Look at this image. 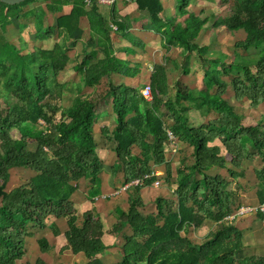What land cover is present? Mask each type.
<instances>
[{
    "label": "trees",
    "instance_id": "trees-1",
    "mask_svg": "<svg viewBox=\"0 0 264 264\" xmlns=\"http://www.w3.org/2000/svg\"><path fill=\"white\" fill-rule=\"evenodd\" d=\"M36 1L0 3V100L5 105L0 108V264H20L27 257L29 240L36 238L40 255L23 264H64L79 254L83 264H264L263 230L253 224L260 231L247 237L242 215L237 214L242 206L259 205L255 214L264 220L260 208L264 206V124H244L225 97L232 87L237 102L246 99L253 108L264 103V0H235L232 14L214 23V28L245 35L234 41L230 61L226 53L200 46L208 20L189 10V0H181L178 14L168 18L163 17L162 0H132L149 20L144 29L159 35L167 51L177 48L180 56L187 57L196 51L204 72L203 89L177 80L171 96L167 66L156 63L150 74L152 101L144 98L143 85L114 80L116 74L135 78L141 73L139 65L117 56L114 43V37L124 38L145 50V43L132 32L133 18L122 16L115 5L108 19L99 0L90 4L65 0L72 6L69 14H62L63 0H46V7L27 10ZM84 18L90 39L82 49L83 58L73 65L80 81L69 85L60 78L73 60L71 51L85 37ZM33 21L37 42L60 39L52 49L37 44L28 51L22 34ZM10 27H19L15 42L6 35ZM85 87L94 88L93 93L84 95ZM67 88H76L79 95L63 108L56 100ZM191 110L204 118L202 124L190 122ZM108 120L113 124L100 129L105 142L100 137L98 142L96 126ZM13 130L19 132V139L13 137ZM167 130L176 137V155L181 144L192 149L190 165L182 159L181 166L173 168L168 157L175 154ZM107 143L116 161L111 168L123 173L126 186L145 180L123 189L126 205L114 198L119 220L111 232L123 239L122 245L105 243V213L98 209L105 205L100 198L107 193L100 156ZM257 160L255 179L250 178L244 163ZM162 167L164 179L161 175L145 179ZM22 169L30 177L13 184L11 172ZM157 178L161 184H171L175 198L158 196L156 213L145 215L143 190ZM249 178L256 181L251 187L253 204L243 203L240 180L246 183ZM206 226L211 233L196 242L190 236L192 229ZM61 235L66 244L57 253L54 239ZM107 251L121 257L110 261Z\"/></svg>",
    "mask_w": 264,
    "mask_h": 264
},
{
    "label": "rangeland",
    "instance_id": "rangeland-1",
    "mask_svg": "<svg viewBox=\"0 0 264 264\" xmlns=\"http://www.w3.org/2000/svg\"><path fill=\"white\" fill-rule=\"evenodd\" d=\"M167 1H171V4L175 5L174 6L175 13L172 16H176L178 14V5L181 2V0H167ZM117 2L118 3L124 2L123 4H126V3L130 4V2L127 0H124V1L118 0ZM189 2H190V6H189L190 11L201 16V18L206 17L208 20L207 23L205 24L206 29L204 30V33L201 34L198 40V43L200 44V46L207 45L209 51L210 50L222 51L224 53H226L225 51H227L226 54H227L228 59L226 60L230 61L231 59H233L235 55V49H234L233 43L237 39H243L245 35L242 33L241 34L232 33L229 30L225 29V27L224 28L222 27L214 28L213 25L217 20L225 18L229 16L230 14H232V8L235 3V0H189ZM45 4H46V0H38L30 4L27 10L38 8V6H44ZM101 6H105L104 7L106 8V10H104L105 16L108 19H111V8H113V6H107V5H101ZM168 17L169 16H166L165 18H168ZM15 23L18 24V21H15ZM146 24L144 23L143 20H141L140 23L136 26V31L140 34H142L143 31L144 32L148 31L146 29L143 30ZM86 26L87 25L83 26V28L85 29V37L83 41H81L78 44V46L74 50H72L70 53L73 59L71 64H77L83 58L82 49L84 45L86 46L88 40L90 39L89 30H88V27ZM18 28L19 27H14L13 29L10 27V29L8 30V34L6 33V35L10 37V39H13V41L19 32ZM31 33H33V35H30ZM35 34H36V27L33 21L31 22V28L24 32V37H28L29 39L28 42L26 43L28 46V51H31L32 49L37 48V44H39L38 46L46 45L42 42H37L35 40L36 39ZM114 34H116V32H114ZM154 34L155 32H153V36L155 37ZM56 39L58 40V38ZM158 39H160V37H156V40L149 44L150 47H152V49L149 46L147 48L145 47V50H144L145 55H143L144 56L143 62H146V65L143 67L144 72L140 75V83H142L143 86L150 84L151 83L150 74L154 68V65L156 63H164L168 69V75L170 77V82H172L171 90H170L171 96L175 94V88L173 84L177 80L183 81L184 83H187L193 88L203 89L204 88L203 79L200 80L199 75H203L204 72L201 70L200 58L197 56L198 54L196 53V51L193 54H189L190 56L188 57L180 56L179 50L177 48H171V50L167 51L165 48L161 46V44H159V42H157ZM185 68L189 69L187 73L185 72ZM70 69H73V65L70 66V68H68L66 77H64V74L62 73L63 75H61V78H60L61 82H65V81L69 82V85H71L74 82L80 81V75L74 69H73L74 72ZM72 89L67 88L64 95L62 97H58V100H56L58 105H60L63 108H67L72 105L74 98L77 95H79L76 91V88H72ZM93 91H94V88L85 87L83 90V94L86 96H89L93 93ZM233 94H234V91L232 87H230L225 97L231 104L235 106L237 113L242 115V117L244 118V121H243L244 124L246 125L247 124H253V125L264 124V103H262L256 108H253L251 107L250 102L246 99L243 101L237 102ZM4 106L5 105L3 104V101L0 100V108L3 109ZM189 116H190V122L193 125L198 126L202 124V122H204L203 120L204 118H202L200 114L196 112L195 110H191L189 112ZM59 119H61V116H59ZM165 121L168 125L170 124L168 119L167 120L165 119ZM110 122H111L110 120H108L107 123L99 122L98 123L99 126H96V137H97L98 142H99V137L102 140V142H105V138L100 136V129L101 127H104V126H111V124L113 123H110ZM11 133H13V137L15 139L20 138V134L17 130L15 131L13 130L11 131ZM217 144H220V143L217 142ZM31 146L34 147L36 145H34V143L32 142ZM221 148L223 151L222 152L223 155H225L228 158V160H230L231 158L227 155L226 150L224 149L222 145H221ZM102 150L107 151L104 157L102 158L105 164V170L102 175L103 176L102 178H103L104 186L107 188V193L105 194V196H102L100 198L102 202L105 201L104 202L105 205L103 204L100 205V208L102 209L105 208L103 213L107 215L106 216L105 214H103V223H104V228H105L104 241L108 245L113 244L115 242H117L119 245H122L124 242L123 239L118 238L116 234H113L114 231L111 232V230H113L114 225L118 219V214L117 213L115 214V207L117 208L118 206L117 204L113 203V201H116V199L114 198H116V196L119 195L120 192H122L121 196L118 199V201H120L119 204L122 203L126 205L128 201L127 195L125 194L123 190L124 188H126V185L124 182V175L123 173H120V174L114 173L113 168H111L116 163V161H115V155L111 153L110 151V143H107L106 147H104ZM100 156H101V153H100ZM182 159H185V165H190L193 162L192 149L189 148L187 145H183V144H181V150L180 152H178L177 155L175 154V155L168 157V160L173 163L174 169H177L181 166ZM259 165H260L259 160H257L254 163L245 162L244 170H246V172L250 174V178H254L253 172L257 167H259ZM156 169L157 171L161 173L160 174L161 179H164L162 177L163 176L162 171L164 170V167H162V170H160L159 168H156ZM11 173H13V177H11V180L14 181L13 184H21L23 181L27 180L30 177L28 174V170H25V169H22L19 171L16 170ZM250 178H249V181H247L246 183L244 180L242 181L240 180V183L242 182V184L244 185V190L242 192V195L244 197L243 203L245 204H253L256 201V198L254 197V194H252V189H251V187L252 188L254 187L253 184H255L256 181L255 180L252 181ZM169 185L171 184L165 183L163 181L162 185L161 184L159 186L150 185V187L147 186L144 188L143 198L145 201V206L141 208V211L145 215L156 213L155 199L158 196L162 195L168 198H175L173 196V188H171ZM87 187H88V183L85 180L82 181L81 189L83 193L86 192ZM234 188H237L236 185H234ZM251 194L252 196H250ZM107 199H114V200L107 201ZM243 207L244 209H246V206H243ZM256 207H259V205H256ZM248 213L249 212H245V214H248ZM255 213H257V211L251 212L248 215H244V216L242 215L240 218V221L242 223L241 226L245 228V230H247V237L249 238L253 237L256 231H260L259 228L254 229V227L252 226L253 224H256V225L259 224L261 229L264 232V220H262V217L259 218L257 214ZM256 218H258V220H256ZM60 224L62 225V223ZM210 231L211 229L207 226L204 228L202 227V228L195 229V230L192 229L190 236L196 242L200 243L204 241L205 238L211 233ZM35 233H36V236H38L40 234V231L36 230ZM36 239L29 240V247L26 253L27 257H25V259L22 260L20 264H23L25 262H34L36 258L40 255L39 246L36 243ZM54 241L56 242V246H57L56 252L58 253L60 248L66 244V240L63 236H60V237L55 238ZM115 251L118 252V250L116 249ZM64 254H67V252H64ZM106 255L109 257L110 261H115L116 258L119 259V257H121V255H119L118 253L111 254L109 253V251L106 252ZM72 258L73 260H67V262H64V264H83L84 262L82 255H78V256L75 255Z\"/></svg>",
    "mask_w": 264,
    "mask_h": 264
},
{
    "label": "crops",
    "instance_id": "crops-1",
    "mask_svg": "<svg viewBox=\"0 0 264 264\" xmlns=\"http://www.w3.org/2000/svg\"><path fill=\"white\" fill-rule=\"evenodd\" d=\"M88 1V4H90V0H87ZM163 1V4H164V12H163V17H166V16H169L171 17L172 15H174L175 13V8H174V4H171V1H167V0H162ZM129 3H126V4H123L124 2H117L115 5H117V9H118V12L122 15V16H130V18H133L132 21H133V30L132 32L136 35V37H138L143 43H145V47L147 48L148 46L150 47V43L154 42L156 40V37H159V35H157L156 33L154 34L155 37L153 36V31H143L142 34L138 33L136 31V26L140 23L141 20L144 21V23H148V19L146 18L145 14L139 12L138 10V7L136 5V3H134L133 1H129ZM63 5H64V12L62 14H69L72 10V6L68 3V2H65V0H63ZM115 5L113 6V8H111V12H113V9L115 7ZM44 7H46V4L44 5ZM105 6H101L100 5V9L101 11L103 12V14L105 15V12L104 10H106V8H104ZM61 14H58L57 16H60ZM53 16V19L55 21V16ZM49 17H51L49 15ZM136 18V19H135ZM84 25H87L86 27H88V20L86 18H84L82 20V26ZM33 26V25H32ZM33 30V29H32ZM143 30H145L143 28ZM237 34H241V32L237 33ZM24 36V33L22 34ZM29 39L28 37H25V41L27 42ZM60 41V39H56V38H53L51 40H49L48 42H45L46 43V46L45 48L47 49H52L54 47V45L56 44V42ZM157 42H159V44H161L162 46V40L161 38L157 40ZM114 43H115V49L117 50V56L118 57H121L122 59H125V60H130V61H133L131 63L132 66H137L139 65V68L141 69V73L139 74V76L135 77V78H132V77H127V76H122L120 74H116L114 75V80H117L118 83H126V84H131V85H134V86H139V85H142V83H140V75L144 72L143 71V67L146 65V62H143V59H144V56L145 55V51L143 50H140V49H137L133 46V44L127 40V39H124V38H116L114 37ZM234 44V43H233ZM152 49V47H150ZM138 50L139 52L136 53V54H132L133 50ZM128 50V52L126 51ZM121 51V52H119ZM227 53V51H225ZM74 64H70L68 66V68H70V66H72ZM74 72L73 69H70ZM68 71V69H67ZM67 71H64L63 74H64V77H66V73ZM70 73V72H69ZM202 76V77H201ZM199 79H203V75H199ZM101 157L103 158L106 151H101ZM162 185V184H161ZM115 194V193H114ZM121 196V192L119 195H117L116 197H120ZM99 211L103 213L104 209L100 208V206L98 207ZM64 222V221H63ZM117 222V221H116ZM65 223V222H64ZM116 224V223H115ZM204 228V227H203ZM65 238L64 235H61ZM105 236V235H104ZM60 237V236H59ZM66 240V238H65ZM109 253H111L109 251ZM113 254V253H111ZM81 255V254H79ZM78 256V255H76Z\"/></svg>",
    "mask_w": 264,
    "mask_h": 264
},
{
    "label": "built area",
    "instance_id": "built-area-1",
    "mask_svg": "<svg viewBox=\"0 0 264 264\" xmlns=\"http://www.w3.org/2000/svg\"><path fill=\"white\" fill-rule=\"evenodd\" d=\"M118 0H99V4L101 5H107V6H114L116 3H117ZM124 1V0H122ZM127 1H132V0H127ZM113 28L115 30H117L118 28L115 27L113 25ZM142 94L144 96L145 99H147L148 101H152V86H151V83L150 84H147L146 86L143 87L142 89ZM42 123V122H41ZM167 135H168V138H169V141H170V144L171 146L173 147V154H175L177 152V142H176V137L175 135L173 134V132L171 130H167ZM160 172L158 171H155L154 173H152V175H146L145 179H148L150 176L151 177H154V176H160ZM145 180L144 179H136L135 181H133L132 183L128 184L126 186V188L130 187L131 185H142L144 184ZM161 184V179L157 178L153 185L154 186H159ZM261 211L264 213V206H261ZM258 208L257 207H253V206H246V209H244V207L242 206L239 211H238V216H241V215H247L245 214V212H249L248 214H250L251 212H254V211H257ZM235 217L234 215H231L229 216V218H233Z\"/></svg>",
    "mask_w": 264,
    "mask_h": 264
},
{
    "label": "water",
    "instance_id": "water-1",
    "mask_svg": "<svg viewBox=\"0 0 264 264\" xmlns=\"http://www.w3.org/2000/svg\"><path fill=\"white\" fill-rule=\"evenodd\" d=\"M26 1L29 0H0V3L4 5L15 6L21 3H25Z\"/></svg>",
    "mask_w": 264,
    "mask_h": 264
},
{
    "label": "clouds",
    "instance_id": "clouds-1",
    "mask_svg": "<svg viewBox=\"0 0 264 264\" xmlns=\"http://www.w3.org/2000/svg\"><path fill=\"white\" fill-rule=\"evenodd\" d=\"M125 189V188H124Z\"/></svg>",
    "mask_w": 264,
    "mask_h": 264
}]
</instances>
